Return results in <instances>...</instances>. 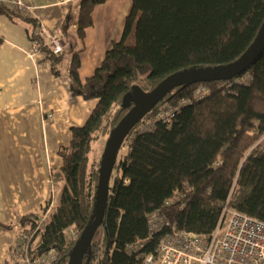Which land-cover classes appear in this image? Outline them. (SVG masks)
Returning a JSON list of instances; mask_svg holds the SVG:
<instances>
[{
  "label": "trees",
  "instance_id": "1",
  "mask_svg": "<svg viewBox=\"0 0 264 264\" xmlns=\"http://www.w3.org/2000/svg\"><path fill=\"white\" fill-rule=\"evenodd\" d=\"M78 1L75 33H68V12L60 28L64 51L58 54L44 44L32 14H20L0 2V12L27 23L28 38L39 41L52 74L62 73L65 56L70 55L71 93L97 100L85 122L71 127L69 144L57 150L61 165L54 179L61 181L62 189L43 229L36 228L35 212L18 217L17 240L25 236L32 256L53 249L55 259L48 264H67L74 242L93 218L99 162L90 171L89 154L98 137L109 133L127 112L121 106L123 95L133 85L150 90L181 69L236 60L264 21V0H132L121 38L82 82L78 70L85 29L92 24L93 8L106 0ZM200 83L207 84L208 92L190 100ZM182 100L190 101L179 105L170 125L156 122L148 131L136 125L126 135L125 149L118 150L110 174L98 228L101 239L94 241L97 229L82 264H138V254L153 250L172 227L209 235L225 204L264 221V46L234 78L179 86L145 116L154 114L162 102L177 105ZM154 212L164 227L150 233L148 219ZM0 228L12 224L0 223ZM67 228L76 231L70 241L64 235ZM133 242L141 245L128 252ZM8 262L9 257L3 264Z\"/></svg>",
  "mask_w": 264,
  "mask_h": 264
},
{
  "label": "crops",
  "instance_id": "2",
  "mask_svg": "<svg viewBox=\"0 0 264 264\" xmlns=\"http://www.w3.org/2000/svg\"><path fill=\"white\" fill-rule=\"evenodd\" d=\"M33 18L52 31L70 12L74 35L78 0H30ZM132 0H106L92 11L80 53L82 82L121 38ZM27 23L0 12V264L17 242L18 217L59 204L62 183L54 179L61 165L57 150L69 144L72 126L82 125L96 104L70 91L66 54L62 73L52 74L44 52L30 56ZM49 202V203H48ZM48 204V205H47Z\"/></svg>",
  "mask_w": 264,
  "mask_h": 264
},
{
  "label": "built area",
  "instance_id": "3",
  "mask_svg": "<svg viewBox=\"0 0 264 264\" xmlns=\"http://www.w3.org/2000/svg\"><path fill=\"white\" fill-rule=\"evenodd\" d=\"M0 2L8 3L12 10L20 14L33 13L34 5L30 0H0ZM37 33L43 37L44 44H47L53 53L58 54L64 51L61 30L52 31L40 23ZM30 44L29 54L34 56L39 52L40 43L38 40H32ZM208 90L207 84H198L190 100L203 97ZM188 101L182 100L177 105L167 101L160 103L154 114L143 116L138 121L137 129L152 130L156 122L170 125L179 105ZM120 149H125L123 142ZM50 207V205L46 206L45 209L36 213L37 229H43L45 218L51 211ZM163 227L164 220L157 212L149 215L150 233ZM75 232L74 228L64 230L66 241L75 238ZM24 238L25 236L17 240L15 246L10 249L8 264H48L55 259L56 254L53 249L42 254L30 255L28 246L24 244ZM140 245L141 243L133 242L126 248L128 252H135ZM138 257L140 258L138 264H264V221L225 204L211 234L201 235L172 227L159 237L153 250L139 253Z\"/></svg>",
  "mask_w": 264,
  "mask_h": 264
},
{
  "label": "water",
  "instance_id": "4",
  "mask_svg": "<svg viewBox=\"0 0 264 264\" xmlns=\"http://www.w3.org/2000/svg\"><path fill=\"white\" fill-rule=\"evenodd\" d=\"M264 46V21L253 42L236 60L229 63L195 69H181L164 77L155 87L144 91L133 85L132 90L123 95L121 106L128 109L111 130L99 161L98 178L95 189V209L90 223L74 242L67 264H82L95 232L103 222L108 196L111 171L116 162L117 152L126 135L167 93L186 84L230 80L245 71L258 56Z\"/></svg>",
  "mask_w": 264,
  "mask_h": 264
},
{
  "label": "rangeland",
  "instance_id": "5",
  "mask_svg": "<svg viewBox=\"0 0 264 264\" xmlns=\"http://www.w3.org/2000/svg\"><path fill=\"white\" fill-rule=\"evenodd\" d=\"M110 133H106L105 135H100L98 139L92 144V149L89 154V170L94 171L97 167L98 162L100 161L101 154L103 151V148L110 136ZM264 141V139H261ZM112 178H110L109 183L111 184ZM93 183L91 182V188ZM40 212V211H39ZM102 236V230L98 229L96 236L94 237V241L99 242Z\"/></svg>",
  "mask_w": 264,
  "mask_h": 264
}]
</instances>
